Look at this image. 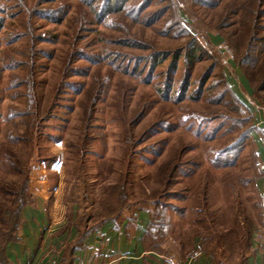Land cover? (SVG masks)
Returning a JSON list of instances; mask_svg holds the SVG:
<instances>
[{
    "label": "rangeland",
    "instance_id": "obj_1",
    "mask_svg": "<svg viewBox=\"0 0 264 264\" xmlns=\"http://www.w3.org/2000/svg\"><path fill=\"white\" fill-rule=\"evenodd\" d=\"M145 1L96 23L94 0H0V210L27 178L28 193L48 185L58 222L82 230L145 211L156 251L182 244L208 264H241L264 219L245 99L264 107V91L251 90L249 61L238 66L224 2L152 0L139 14ZM193 43L183 93V54L169 75L168 56L149 70L151 52Z\"/></svg>",
    "mask_w": 264,
    "mask_h": 264
},
{
    "label": "crops",
    "instance_id": "obj_2",
    "mask_svg": "<svg viewBox=\"0 0 264 264\" xmlns=\"http://www.w3.org/2000/svg\"><path fill=\"white\" fill-rule=\"evenodd\" d=\"M243 80L239 81L248 87ZM254 127L250 137L257 144L260 161L264 159V125ZM257 185L264 204V181L260 176ZM37 187H29L30 200L21 211L16 239L5 247L0 264H208L199 249V255L189 261L191 255L183 251L182 244L175 249L164 243L165 250L170 251L150 247V218L145 211H125L82 230L75 222H58L56 202L51 204L54 198L48 196V185ZM259 232L264 233V219ZM248 248L241 264H263L253 241ZM51 259L57 262L50 263Z\"/></svg>",
    "mask_w": 264,
    "mask_h": 264
},
{
    "label": "trees",
    "instance_id": "obj_3",
    "mask_svg": "<svg viewBox=\"0 0 264 264\" xmlns=\"http://www.w3.org/2000/svg\"><path fill=\"white\" fill-rule=\"evenodd\" d=\"M130 1L131 0H94L96 4L91 6V8L96 19V23L103 22L109 15L123 13L124 9H126L127 3ZM151 2L152 0H147L141 4L138 10L139 14H142L144 9L148 8ZM221 2H224L222 7V14L224 15L222 16V20L226 21L228 19L227 17H229V19L234 17L231 25L229 23L228 26L230 27L235 25L236 28H234L232 33L230 32L228 36H231L233 39H235V41L233 44L231 43V39L228 41L230 44H232V49L238 56V66L240 67L245 61H249V77L247 78V81L256 83L254 87H251V90L253 92L264 91V0H219L214 6H217L218 3ZM166 10L160 9L155 11V13L153 12L152 16H155L153 20L146 14L145 20H147V25H152L162 16V12ZM2 24L3 22L0 19V30ZM225 27L227 26L219 25V28L221 29ZM188 49L189 50L186 53H184L182 50H176L173 54H169L167 51L151 52L149 54V60L152 62L150 64L149 70L153 72L158 64L168 56L169 61L167 63V74L169 75L175 71L177 63L182 57V54L184 61H186L185 66L187 68V63H190L195 59L194 43L189 45ZM187 57H189V60ZM140 60L142 62L144 61L143 59L135 58L134 65H136ZM208 71H211V69L209 68ZM187 73L188 68L181 77V80H179L181 93L186 91L188 88ZM31 85H33V83ZM28 104H32V109L35 110L34 106L36 104L33 95L31 96L30 102ZM34 112L35 111L32 112L33 116L35 115ZM18 115L21 118H32L31 112H19ZM253 131L254 127L252 126V128L250 127L248 129V134L251 135ZM9 194L14 197L11 204L0 210V222L4 226V228H0V260L2 259L3 251L7 244L16 239L17 231L21 224V211L30 200V195L28 193V179L25 178L21 183L20 188H18L16 191H11ZM120 213L121 212H118L114 215L103 217L100 221L115 218Z\"/></svg>",
    "mask_w": 264,
    "mask_h": 264
},
{
    "label": "built area",
    "instance_id": "obj_4",
    "mask_svg": "<svg viewBox=\"0 0 264 264\" xmlns=\"http://www.w3.org/2000/svg\"><path fill=\"white\" fill-rule=\"evenodd\" d=\"M217 49L220 53L226 54L225 58H224V63L228 64V66H231V62H230V55H228V50L227 47L225 46V44L223 43H219L217 46ZM247 103H249L248 105L251 107V109L253 110V118L255 120V125L256 126H261L264 125V107L260 104L254 103V102H249L248 99H245ZM258 171L260 173V177L261 179L264 181V159L260 160L258 163ZM254 246L256 248V250L258 251L259 255L261 256L262 262L264 264V233H258L256 234V236L254 237ZM199 255V253L195 252L194 254H192L189 258L190 260H193L194 258H196Z\"/></svg>",
    "mask_w": 264,
    "mask_h": 264
}]
</instances>
